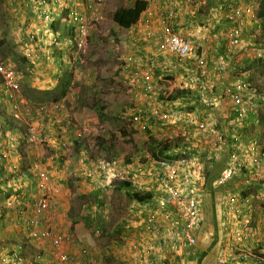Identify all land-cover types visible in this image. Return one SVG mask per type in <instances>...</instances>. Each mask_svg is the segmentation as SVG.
Segmentation results:
<instances>
[{"label": "rangeland", "instance_id": "1", "mask_svg": "<svg viewBox=\"0 0 264 264\" xmlns=\"http://www.w3.org/2000/svg\"><path fill=\"white\" fill-rule=\"evenodd\" d=\"M70 1H63L54 10L52 17L54 25L52 28L50 27V31L57 33V43L51 46L47 43L42 45L44 46V51H42L45 52L43 53L37 50L39 48L36 43L47 37L50 32L42 22L38 10V0H0V61L7 71L13 74L15 81L19 84L18 91L13 92L16 103H12L4 97L7 91L0 84V121L5 130L12 132L31 128V134L36 137L33 139L34 141L24 138V143L20 142L18 147L14 148V151L18 152H12L10 157L12 161L9 160L17 162L15 169L8 167V163L12 164L8 161L5 163L7 172L0 178V180L6 181L0 187V248L2 249L0 264H14L9 258L10 254L14 255L15 253L10 250L14 246L23 249L22 254H18L22 257L23 264H35L34 258L42 257V255L51 256L58 251L67 255L71 263L73 262L71 257H73L79 264H83L82 261L85 262V260L82 257H84L86 261H92L90 264H139V257L133 260V250L130 244H127L139 234L136 228L139 226V221L142 220L143 210H140L126 197L124 190H115L110 186L116 181L123 180L119 179L123 174L126 175L124 177L126 179L131 177L130 173L134 177L133 165L140 164L145 169L137 174V178L143 183L147 182L146 189L153 190L154 182L149 180L153 179V172L152 169H149L152 160L149 157L151 147L148 145L150 143L148 140L153 137L157 141H162L161 144L167 143L171 146L179 144V141L176 140L178 138H181L182 142H187V138L176 128H162L156 132L153 128L146 132L128 121L120 119L122 114L134 105L137 106L142 100L147 102L145 99L141 100L142 94L139 87L130 81L132 73L135 72L132 70L147 71L150 78H153L154 75V79L157 80L154 82L157 94L148 104L149 107L161 106L162 100H170L175 97L178 86L185 81L186 77L183 74L186 72L182 68L176 67L174 56L169 53L167 56L173 60L166 59L164 56L162 63L157 61V65H159L157 76L156 67H150L146 63V58L151 53L154 54L155 50H137L138 46L147 49L146 42L141 41L138 46L133 45L131 42L134 41L130 39L128 30L118 29L113 23L111 19L113 12L119 7L130 6L133 0H74L79 11L84 13L87 18V37L81 47L77 45L76 35L70 31L72 27L69 18ZM208 1L210 0H192L190 3L181 5L184 10L193 7L199 19L195 21L192 18L193 22L189 23L188 27L184 28L183 25H178L180 28L178 29H188V33H191L195 23L203 25V20L210 16L211 20L216 18L218 20L216 22H219V18L225 17L224 14L229 16L233 14L232 9L236 10L234 12L236 17L233 20H228V22L221 20L218 33L215 34L213 31L210 33L211 36H216L215 41L211 39L214 43H217L218 40L224 43L213 45L214 49L220 47L221 51L217 55L213 53L208 55L206 68L213 87L219 95L230 82L247 78L249 87L243 96V104L247 108L250 106L251 100L254 99L255 106L253 108L258 117L262 116V123H259V120L250 123L245 117V128L239 130L241 133L239 136L244 144L255 141L263 154L264 67L257 60H262L264 63V28L256 14L259 4L264 0H212L215 2L228 1V5H232L225 8L224 11H222V7L218 6L216 9H220L218 11L220 15H216L215 11L211 10ZM231 1L235 2L231 3ZM198 2L201 5L195 9ZM202 4L204 5L202 6ZM181 13L179 11V18H182L180 17ZM182 21L183 19L180 20V22ZM235 32H238L239 44L222 53L224 46L227 47L229 43L228 39L233 37ZM188 33L182 32V34ZM69 40L70 43H68ZM159 43H164L162 36L156 39V47ZM147 51L150 52L145 53ZM225 55L226 59H224ZM128 57H134L137 61L132 63L125 61ZM217 57L220 58L217 59ZM244 58L251 61L246 64L245 70L239 67L241 64L243 65ZM141 59L145 62L142 67H140ZM214 59L217 61L212 64ZM138 60L140 61L138 62ZM133 66L137 69H133ZM216 66L218 69L215 70ZM225 73L229 74V80H224L220 85L221 77L219 76L225 75ZM217 74H219L218 77H215L214 75ZM42 75H47L45 80L52 79L53 85L49 86V89L43 90L52 89L63 75L71 77H69L71 84L68 93L63 100L59 101L64 106V110L59 113H49L48 109L41 112V107L51 106L49 103L40 104L25 100L26 96L29 98L28 96L32 94L29 89L40 90L33 86L34 79H42ZM179 78L181 79L179 80ZM220 104L218 114L220 122H224L233 115L228 113L234 105L225 100ZM170 105L172 104L169 103ZM89 111L100 114L96 121L87 120ZM4 112L11 120L12 115L16 113L20 120L13 121L10 126L2 118ZM54 116L57 117L59 124L55 123ZM215 118L217 115L212 116L213 122L216 121ZM86 126L88 131L86 130L83 138L73 144L76 132L82 131ZM124 132L127 133V136L123 135ZM110 136H112L111 155L115 152L120 153L114 161H112L111 155L102 153L97 148L98 138L109 140ZM60 142L66 145L61 153L54 150ZM245 156L247 155L245 154ZM125 157L131 158L133 164L129 165L130 163L125 161ZM217 159L214 168L209 170L204 168L205 172L203 171L206 179L204 193L207 190V196L205 195L204 199L207 201V209L212 218L210 227L215 226L216 214L219 212L214 208L215 198L212 193L216 188L212 184L228 159L225 149L217 153ZM143 162H145L144 165ZM262 165H264V160ZM96 166L103 167V169L101 168L103 173L96 174V177L100 178L97 179V185H94L93 182L88 181L87 175L88 171ZM27 170L34 174L35 170L37 173L48 172L50 192L56 189V192L51 196L47 211L40 215L32 212V201L39 198L41 192L37 191V183L34 184V181L27 177ZM262 171L264 174V168ZM206 172H208L207 175ZM103 184L107 187L103 189L98 187ZM96 191L97 193H95ZM94 193L97 194L95 197ZM222 193L224 192L221 191ZM57 195L60 197L61 207H58V204L52 206V200ZM243 195L249 200L250 215L244 213L241 217H248L256 224L261 223L259 214L264 212V186H251L245 190ZM243 195L241 194V196ZM99 201L103 204L101 207L97 205ZM88 205L92 208L91 212L87 210ZM223 207L220 205L221 210ZM23 219H27V222L33 219L37 228L47 229L51 236H66L68 239L66 240L64 237L62 244L52 250L49 241L41 238L40 240L29 239L31 230L27 231L28 226L23 225ZM240 220L243 219H239L238 222ZM97 226L102 228L101 233L97 232ZM231 228L233 227L226 228L225 226L222 229L224 234L228 233L224 240L219 238L223 232L219 233L218 227L215 226V232L209 237L211 246L204 249L202 253L203 257L214 255L213 258H202L201 263H198L197 258L201 254L197 255V252L202 250L201 246L197 244L196 255L193 256L195 259L186 260L182 264H206L205 262L217 264L216 259L226 252H230V258L234 257V263H239L236 260L237 256L245 250L244 247H240V244L247 247L250 241L243 243L236 239L238 238L237 232H244L239 223L233 231H230ZM211 230L213 229L211 228ZM123 233L124 235H122ZM255 234L256 236L252 238L254 242L258 236V233ZM232 237L233 239H231ZM219 239L224 242L225 247L221 248L222 252H218L216 255L213 252V247ZM255 247L258 256L262 257L260 254H263L261 252H264V248ZM217 248L215 247L216 251ZM248 251L250 252L249 256L252 255L250 258L254 257V251L249 249ZM3 255L4 257H1ZM213 259L215 261H212ZM50 261V264H57L56 260L50 259ZM245 262V264H249L252 261L250 259ZM167 263L178 264V262L170 263L169 261ZM39 264L42 263L39 262Z\"/></svg>", "mask_w": 264, "mask_h": 264}, {"label": "built area", "instance_id": "2", "mask_svg": "<svg viewBox=\"0 0 264 264\" xmlns=\"http://www.w3.org/2000/svg\"><path fill=\"white\" fill-rule=\"evenodd\" d=\"M63 1L66 0H38L37 2L42 22L48 32H50L47 39V45L49 46L55 44L57 41L55 34L49 30V24L53 20L54 10ZM191 1L178 0V2L182 3H190ZM69 5V18L73 26V33L76 35L77 45L81 47L87 37V18L84 13L79 11L77 4ZM171 6H173V3H171ZM235 11L232 9L231 12L233 14L227 16L228 20L231 21L236 17ZM172 14L173 11L166 18H162L164 24L162 38L164 39V43L162 50H157V53L160 54L164 50L176 58L178 67L186 72L185 81L178 86V89L188 93L176 100V106L180 105L178 109L168 108L169 103L172 105L174 103L166 101L162 102L161 106H152L148 107V109H143L141 106H133L122 115V118L128 120L130 124L146 132H149L153 128L155 132L162 130V128H176L187 138V142H184L185 145L182 149H174L171 151L172 159H159L150 163L149 169H152L153 179L150 178L149 180H153L154 182V184L152 183L153 190L146 189L145 185L147 182L143 183L137 178V174L145 168L140 164L133 165V185L138 190L153 193V199L141 207L145 217L139 222V225H143L144 238L151 235V241L152 239L155 240L154 243H147V246H143L141 249L143 253L142 261L144 263L147 262L146 257L150 253V250L161 253L165 252L168 256L163 257L170 263H176L178 261L177 259L181 260L184 257L194 256V247L197 240L196 233L203 223L202 210L205 195L204 168L205 163L213 155L217 158V153L223 149H225L228 155L224 168L213 181L212 185L214 187L223 186L237 176L247 177L248 181H256L263 175V154H261L256 142L253 141L249 144H244L239 136L241 135L239 130L245 128L244 120L248 107L246 108L243 104V96L248 90L249 83L246 79L235 80L225 87L221 95L217 94L211 82L212 80L207 73L205 60L202 57L203 54L198 53L199 48L197 44L189 35H182L167 23L168 20L166 21V19H170ZM152 15L151 10L146 12L147 18L152 17ZM228 40V49L237 46L240 42L238 32H235L233 37H230ZM68 43H70V40ZM157 53L146 58V63L150 67L157 65ZM135 59L134 57H128L125 61L132 63L133 61H137ZM133 69L137 68L133 66ZM220 70L222 71V67ZM133 71L135 72L132 73L130 81L133 85L139 87L142 94L141 99L152 101L155 97L154 95L157 94V89L150 80L147 71ZM0 84L7 91L4 97L8 101L16 103L13 92L18 91L19 84L15 81L13 74L6 70L1 61ZM193 98L200 99L201 104L204 106L203 110L202 107L199 108L195 104ZM224 100L234 105L228 114L236 113L237 117L230 119L231 116H229L224 122H220L218 110L221 106L220 102ZM254 101V99L251 100V107L255 106ZM14 107L16 108V106ZM213 115H217V118H215L216 121L214 122L212 121ZM14 117L18 119V114L15 113ZM31 131V128H29L26 133L18 132L17 134V132L1 130L0 125V140L2 141V144H0V167L3 172L7 170L5 163H7L9 155L14 152L15 147H18L20 140L25 138L29 141H34L33 139L36 137L31 134ZM229 138H232L233 142H230L232 139ZM62 147L65 148L66 145L62 144ZM243 159H246V161H243ZM252 161H256L257 163L252 166ZM88 173H92V178L95 174H98L97 171L92 170L88 171ZM38 175L37 188L41 192V196L37 198L34 205V213L36 215L47 211L51 196L56 192V189L50 192L48 172L41 171ZM119 179H124V177H120ZM104 187L107 186L103 184L101 188L103 189ZM235 199H238V197ZM235 199L232 195H229L223 200V203L227 204L233 202ZM246 200H242V202L249 208L247 214L250 215V207L246 203ZM244 217L241 218L243 220H240L239 226H242L246 233H241L242 231L237 232L238 238L236 239L241 241L242 239L244 240L245 236L251 238L256 236L255 233H258L260 236L257 242L264 247V216L263 221L257 224H253L250 218ZM23 223L28 227L31 226L30 236L32 239L40 240L41 238L42 240L49 241L52 250L62 244L64 237L66 240L68 239L66 236H51L47 229L41 230L37 228L33 219H30L28 222L27 219H24ZM245 254V251H241L236 260L248 258ZM58 258L60 261L59 264L71 263L67 255L60 253L58 254ZM22 260V257L15 255L13 263L22 264ZM232 261V259L228 260L224 257H218L216 263L239 264L233 263Z\"/></svg>", "mask_w": 264, "mask_h": 264}, {"label": "crops", "instance_id": "3", "mask_svg": "<svg viewBox=\"0 0 264 264\" xmlns=\"http://www.w3.org/2000/svg\"><path fill=\"white\" fill-rule=\"evenodd\" d=\"M73 1L74 0H71L69 2V4H75ZM171 3H173V6H171ZM199 3L200 2H198V4L196 5V8L195 9H197V8L200 7L201 4H199ZM208 3H209L208 6H210L211 10L213 9L215 11V14L216 15H220V13L218 12V11H220V9H216L218 6L222 7V11H224L225 8H227L229 6L228 5V1L227 2H215V1L210 0V1H208ZM181 5H185V4H183L181 2H178V0H152V2L147 6V8L153 12L152 17L146 18L145 12H143L142 15L140 16L139 21L135 25H133L131 28L127 29L128 32L130 33V39L132 41H134V42H131V41L130 42L133 43V45H136V46H138L139 45V42H141V41H145L146 42L147 49L144 48V47L138 46L139 49H137V50H162L163 44L159 43L157 45V47H156V39L159 36H163V35H161L162 34L163 25H164L163 24L162 17L165 14H169L171 11H174V14H172V17L169 20V23L171 25H173L177 30L180 29L178 27V25H183L184 28H186V27L189 26V23H192L193 22L192 21V18L195 21L199 19L198 14L196 13V10L193 9V7L190 8L192 10H190V9L184 10V9H182ZM203 5L204 4H202V6ZM213 5H215L216 7L215 6L212 7ZM179 11L182 12L180 14V17H182V18H179V16H178ZM224 16H225L224 18H219V22H216V21H218V20H216V18H213V20H211V18H212L211 16L208 17V18H206V20H203L204 21V23L202 21L203 25L204 26L207 25L208 28L207 27L203 28L202 27L203 25H196L198 23H195V26L192 27L193 30L191 31V33H188V29L183 30L181 28V30H180V31L186 32L190 36H192V39L194 40V42L199 46V50L203 53V56H204L205 60L208 59L207 57H208V55L210 56L211 53L217 55L218 52L221 51L220 50V47L217 48V49H214V46L216 44H218V43L219 44H222L224 42L218 40L217 43L216 42L214 43L216 36L215 35H212L211 36L210 33L212 31L215 34L218 33V29L221 26L220 25L221 24V20L224 21V22H228L227 14H224ZM182 19H183V21L180 22V20H182ZM197 27H198V29H196ZM117 28L120 29L118 26H117ZM209 30H210V32H209ZM47 38L48 37H45L42 40L40 39L36 43L37 47L39 48V49H37L38 51H41V52L44 51V46H42V45H44L45 43H47ZM211 39L214 40V41H212ZM220 39L223 40L222 38H220ZM211 44H212V46H211ZM29 51H31V50H29ZM149 52L150 51H147L145 53H149ZM43 53H45V52H43ZM161 55H163L161 57L162 59L161 58L158 59V63L159 62H161V63L163 62V57L164 56H165L166 59H170L171 58L170 56H167L168 53L167 52H164V51H163L162 54H160V56ZM35 56H36V54H35ZM35 56H33V57H35ZM138 56H140V55H138ZM218 58H220V57H217V59ZM212 59H213V57H212ZM217 59L216 60L214 59V61L212 62V64L213 63H216ZM171 60H173V58H171ZM220 61H221V59H220ZM144 64H145V62L141 59L140 67H142ZM158 66L159 65H157L156 66V69H155V72H157V76H158V73H159ZM216 69H218V66L215 67V70ZM218 75L219 74L214 75V76L215 77H218ZM42 76H43L42 79H38V78L37 79H34L35 84H34L33 88H37V89L43 90V89H49L50 88L49 86H53L52 85V79H49L50 81L49 80H45L47 78V75H42ZM219 77H221L220 78L221 79L220 85L224 82V80L225 81L226 80H229L228 79L229 74H227V73H225V75H222V76H219ZM154 78L155 77L153 75V78H150V80L155 85L154 82H156L157 80L154 79ZM180 79L181 78H179V80ZM22 101L24 102V100H22ZM150 102H151L150 100H148L147 102L144 101V100H142L141 103H140V105H143L144 107H146L145 109H148L147 107H149L148 104H150ZM179 106L178 105L176 106V104H173V105L168 106V108H172V109H176L177 108L178 109ZM40 110H41V112H43L45 110H47L49 113H52L53 112L52 105L51 106H48V107L46 106L45 108L44 107L43 108L41 107ZM53 113H55V112H53ZM54 117H56V116H54ZM21 141H23V139H21L20 142ZM1 142L2 141L0 140V144H2ZM14 152L17 153L18 151H14ZM10 157H11V155H9V158L7 159V162L11 160ZM11 161H10V163H12V164L9 165V163H8V167L14 168L15 167V163H17V162H14V161L11 162ZM263 168H264V165H263ZM5 172H7V171H5ZM5 172H4V174H5ZM262 177H264V174L261 176V178ZM20 180L22 181V179H20ZM22 182H24V180ZM22 185H23V183H22ZM234 185L239 186L238 187V191L236 190V187ZM251 186H259V184H258V182L248 181L247 180V177H244V176H237V177H235L233 180H231V181L227 182L226 184H224L223 187L222 186L221 187L220 186H218V187H214L213 186L214 188H216V189L213 190V193H212L214 195V198H215L214 208L216 209V211L219 210L218 214H216V223H215V226L218 227V230H219L218 232L219 233L220 232H223L222 235L221 234L219 235V238L220 239L226 240V236L228 235V233L227 234H224V231L222 230L225 226H226V228H228V226L233 227L230 230V231H233V229H235V227L238 225V223H239L238 220L240 219V217L244 213L246 214L248 212V209L249 208L247 207V205L244 202H242V200H246L247 198L245 196H241V194L243 195V193L245 192V190L247 188L251 187ZM225 188H227V189L225 190ZM221 191L224 192V193L221 194ZM205 195L207 196V190H206ZM229 195H232L234 199L236 197H238V199H235L233 202L224 204L223 203V200L225 198H227ZM260 199H262V198H260ZM57 201H59V202H57ZM246 203H249V200L248 199L246 200ZM52 204H53L52 205L53 207H54V204H58L59 205L58 207H61L62 206L60 197H58V195L52 200ZM220 205H223L225 208L223 207L222 208L223 210H221L220 209ZM248 206L250 207L249 204H248ZM32 212H33V210H32ZM261 213H263V212H261ZM260 215H261V217H260ZM259 217H260V219H262V214H259ZM211 221H212V218L210 217V212L207 209V201H206V199H204V203H203V223L201 225V228L198 230V232L196 234L197 235L196 236V238H197L196 245L197 244H198V246L200 245L202 251H198L197 252V255L202 254L204 249L209 248L211 246V243L209 242V239H210L209 237L212 236L213 232H215V226L214 227H210L209 226V224L211 223ZM211 228L213 230L210 231ZM28 230L29 229H27V231ZM137 232L139 233L138 229H137ZM138 235H140L141 238H142V240L144 242H146L145 241L146 238H144V236L141 233L140 234H137V237L135 239H133V240H130V242H132V241H134L136 239L138 240L139 239L138 238ZM29 239L32 240V238H29ZM220 239L217 241V243L213 247L214 250L212 249L213 252H214V254H216V255L218 254V252H222V251H220L221 248L225 247L224 242H222ZM228 239H230V236H228ZM231 239H233V237ZM248 241H250V244H248L247 247L244 246V245H241V244H240V247L242 246V247H245V248H247L249 250H253L254 251L253 256H254L255 259H253L252 264H261V263L263 264L264 262H261L262 259L258 258L259 256H258V254H257L258 252L256 250L257 248L255 247L256 244H252L254 242L251 239H248ZM196 245H195V247H196ZM195 247H194V249H195ZM215 247H218L217 248V251H216ZM197 249H199V248H197ZM224 249H226V248H224ZM10 250H13L15 252L16 251L21 252L23 249L20 248L19 246H14ZM154 252H156V251H154ZM60 253H62V252H59L58 251L54 255L52 254L53 256L52 255L51 256L42 255V257H38L39 260H34V263L35 264H39V262H40L42 264H50V262H51L50 259H51L52 261L53 260H56L55 262H57V264H59L60 261H59V258H58V254H60ZM261 253H263V254H260V255L264 259V252H261ZM156 254H157V257L158 258H162L163 256L166 257V255H167L165 252H162V253L161 252H156ZM222 254L223 255H221V253H219V255H221V257H224L226 259L228 258L229 260L231 259L230 258L231 257L230 256V252H226V253H222ZM1 257H4V255L1 256ZM213 257H214V255H212V256H205L203 258L207 259V258H213ZM71 258L73 260V262L71 264H79V262L76 261L73 257H71ZM82 259H85V258L82 257ZM212 261H215V260L213 259ZM82 262H83V264H90L89 263V260L86 261L87 263L84 262V261H82ZM203 263H204V261H203ZM205 263L206 264H211L212 262H205Z\"/></svg>", "mask_w": 264, "mask_h": 264}, {"label": "trees", "instance_id": "4", "mask_svg": "<svg viewBox=\"0 0 264 264\" xmlns=\"http://www.w3.org/2000/svg\"><path fill=\"white\" fill-rule=\"evenodd\" d=\"M233 2H235V1H233ZM233 2L231 1V3H233ZM229 6H232V5L229 4ZM146 8H147V2H146V0H133L132 4L130 6L117 8L113 12L111 19H112L113 23L115 25H117L120 29L127 30V29L131 28L133 25H135L139 21L140 16L142 15L143 12H145ZM256 15H257V17L259 18V20L262 23L261 26L264 28V2H261L259 4V8L257 10V14ZM51 25H52L51 27H53L54 24H51ZM70 31H71V33H73V26L70 28ZM228 48H229L228 45H227V47L224 46V48L222 50V53L223 52L225 53ZM229 55H230V53H229ZM224 59H226V55H225ZM174 60H175V62H177L176 59H174ZM257 61H258V63H260L264 67V63L262 62V60H257ZM242 63H243V65L241 64V67L240 66L239 67L241 69L242 68L244 69L245 66H246V64L251 63V61L250 60H247L246 58H244V61ZM69 77L66 76V75L61 76L57 80V84L52 89H50V90H36V89L32 90V89H29V92H31L32 94L28 96L29 98H27V96H26L25 97V100H28V102H34V103H40V104H42V103H49L50 105H52L53 112L59 113L60 112L59 109L54 104L55 103H58L59 101L63 100L66 97V95L68 93V89L70 88V84H71V80H70L71 77L70 78ZM246 80H247V78H246ZM185 93H186V91H179L178 90L177 93H176L177 95L175 97H173V98H170V100L171 99L180 98ZM193 101L195 102V104L198 105L199 108L202 107V109H203L204 106L201 104V101H200L199 98L198 99L197 98H193ZM99 115L100 114L99 113L97 114L95 111H89L87 113V120L88 121H91V122H94V121H96L98 119ZM234 117H237V114L236 113L233 114L230 117V119H233ZM2 118L10 126L12 125V123L14 121V119L12 118V120H11V118H9L6 115L5 112H4ZM261 118H262V116H260V117L257 116V113H255L253 107L248 106V108H247V114H246L247 121H249L250 123H253L255 120H259V123H262L261 122ZM53 119H54L55 123L57 124L58 123V120L56 118H53ZM129 119H130V117H129ZM1 130H2V128H1ZM242 130H244V129H242ZM129 132H131V131H129ZM80 133H81V131L76 132V134H75V136L73 138V144L75 143V141H78L79 142V140L82 139V136L80 135ZM123 135L124 136H127V133L124 132ZM229 139H232V138H229ZM111 140H112V136L109 137V140L108 139L105 140V138H98L97 139V148L100 149V151L102 153H106V154L111 155V153H112L111 152V148H112ZM176 140L179 141V144L178 145H175V146H171V145H169L167 143L161 144L162 141H157L156 139H154L153 137H151L150 140H148L150 142V143H148V145H150V147H151V152L149 154L150 159L152 161L159 160V159L160 160L161 159H163V160H170V159H172V154H170L171 151L174 150V149H182L184 147V145H185V143L182 142V139L181 138H178ZM190 141H192V140H190ZM230 142H233V139ZM22 143H24V141H22ZM57 147L58 148L54 149L55 151H58L59 153H61V151H64V149H63V147H62V145L60 143L58 144ZM263 154H264V150H263ZM119 155H120V153L117 154V152H115L114 154H112L111 155V157L113 159L112 161H114L116 159V157L119 156ZM125 161H127V163L133 164V163H131V158H126L125 157ZM217 161H218V159L216 158L215 155H213L209 159V161H207L205 163V169L208 168V170H209V169L214 168V166H215V164H216ZM243 161H246V159H243ZM144 163L145 162H143V164ZM256 163H257L256 161H252L251 162L252 166H254ZM101 164H103V163H101ZM97 167L98 166H96L92 171H97V173L99 174V172H101V169H97ZM12 169L14 170L15 168H12ZM24 172H26V171H24ZM26 173H28L27 177L30 178V179H32L34 181V184H36L37 181H38V178H39V175H38L39 173H37L36 170H35V174L32 171H30V170H27ZM3 174H4V172H3L2 168L0 167V178L3 176ZM91 174L88 173V175H87L88 181L89 182H93L94 185H97V183H98V180L97 179H99L100 177L99 176L96 177V174H95V176L92 178L91 177ZM207 174H208V172H206V175ZM129 175H131V177H128L127 179L124 178L123 180H120V181H116V183H113L112 186H110V188L112 187L115 190H124L125 191V194H126V197L131 202H133L141 210V207L145 203H148V202H150L153 199V193L150 192V191H141V190H138V188L135 185H133V182H132V174L130 173ZM125 176L126 175L123 174L122 177H125ZM252 181L253 182H258L259 187L260 186H264V177H262V178H260V179H258L256 181H254V180H252ZM5 182L6 181H4V180H0V187ZM204 186L206 187V179H205V185ZM234 186L236 187V190L238 191V187L239 186H236V185H234ZM205 187H204V189H205ZM36 188H37V184H36ZM226 189L227 188H225V190ZM37 191H38V188H37ZM97 191L95 193H97ZM95 193H94V197H95V195H97ZM37 198L34 200V202L32 201V205H33V209L32 210H33V213H34V205H35V202H36ZM97 205H98V207H101L103 204H102L101 201H99ZM263 206H264V204H263ZM91 209L92 208L90 207V205H88L87 210L89 212H91ZM142 214H143L142 215V218H144L145 215H144L143 212H142ZM92 219H94V218H92ZM23 220H22V223H23ZM23 225H24V223H23ZM28 229L32 230L31 226L28 227ZM136 229H138L139 234L141 233L143 235V231L144 230H143V225L142 224H140ZM96 230H97L98 233H101L102 228H100L99 226H97V229ZM117 231L119 232V230H117ZM122 235H124V233ZM138 238H139L138 240L136 239V240L132 241L131 243L128 242V244H127V245L130 244V246H131V248L133 250V252L131 251L134 254L133 260H135L136 258L139 257V264H168L167 263L168 260L166 258H164V257L158 258L156 252H154V251H152L150 249H149L150 250V253L146 257L147 258V262L144 263L142 261L143 253L141 252V249L143 248V246H147V243H149V244L154 243L155 240L152 239V241H151V239H150L151 238V235H148V237L147 236L145 237L146 238L145 239L146 242H143L142 241V238H141L140 235H138ZM133 243H135L134 245L136 247L133 245ZM131 248H130V250H131ZM16 252L17 253H21V252H18V251H16ZM194 255H196L195 254V250H194ZM166 256H168V255H166ZM192 258L195 259V257H193V256L192 257L191 256H188V257L182 258L181 260L177 259L178 260L177 262H178V264H182L186 260H192ZM202 258H203V255L201 254L197 258L198 259V263H201ZM34 260H39V259H38V257H36V258H34ZM84 260L86 262V259H84ZM89 263H92V261L89 260Z\"/></svg>", "mask_w": 264, "mask_h": 264}, {"label": "clouds", "instance_id": "5", "mask_svg": "<svg viewBox=\"0 0 264 264\" xmlns=\"http://www.w3.org/2000/svg\"><path fill=\"white\" fill-rule=\"evenodd\" d=\"M146 2H147V6L151 3V0H146ZM182 3V2H181ZM183 4H187V3H183ZM149 9L148 8H146V10H145V16H146V12L148 11ZM153 13V12H152ZM173 14H174V11H173ZM54 15V14H53ZM169 14H165L162 18H166L167 16H168ZM147 18V17H146ZM168 20V23H169V18H167L166 19V21ZM53 21V20H52ZM51 24H52V22L49 24V30H50V27H51ZM170 24V23H169ZM171 25V24H170ZM173 28H175L173 25H171ZM207 25H203L202 27L203 28H205ZM52 28V27H51ZM208 28V27H207ZM176 29V28H175ZM52 30V29H51ZM177 30V29H176ZM177 31H179L181 34H182V31H180V30H177ZM51 32H53L54 34H55V36H56V39H57V33L56 32H54V31H51ZM182 35H184V36H186V35H189V34H182ZM190 36V35H189ZM47 37H48V35H47ZM191 37V39H192V36H190ZM48 39V38H47ZM193 40V39H192ZM56 43H57V41H56ZM55 43V44H56ZM198 46V45H197ZM198 48H199V46H198ZM164 51V50H163ZM163 51H161V53L160 54H162L163 53ZM164 52H166V51H164ZM198 52H199V49H198ZM30 53H32V54H34L33 52H30ZM155 53H157V50H155ZM168 53V52H167ZM158 54V57H157V61H158V59H159V56H160V54L159 53H157ZM170 54V53H169ZM199 54H203L201 51L199 52ZM152 55V54H151ZM172 55V54H171ZM203 57V59L205 60V58H204V56H202ZM174 59H176L175 57H174ZM175 65H176V67L178 68V69H180V67H178V63L177 62H175ZM205 65H207L206 64V60H205ZM157 66V65H156ZM155 66V67H156ZM184 75H185V73H183ZM186 78V77H185ZM179 90V89H178ZM178 90H176V91H178ZM179 91H182V90H179ZM188 92H186L185 94H187ZM185 94H183V96L185 95ZM182 96V97H183ZM181 98V97H180ZM177 99H179V98H176V100ZM176 100H169V99H166V100H162V102H166V101H170V102H172V103H176ZM58 109H59V111H61V110H64V106H63V104L62 103H60V102H58V103H55L54 104ZM135 106V105H134ZM137 106H141L140 104H138ZM141 108H143V109H145L144 107H142L141 106ZM123 115V114H122ZM3 116V115H2ZM12 118L14 119V121H18V120H20L19 119V116H18V119H16L15 117H14V115H12ZM55 118H57V117H55ZM120 119H123L122 117H120ZM123 120H125V119H123ZM126 121H128V120H126ZM58 123H59V121H58ZM130 123V122H129ZM0 125H1V128L3 129V131H10V130H5L4 128H3V125H2V122L0 121ZM27 130L28 129H25V130H16V131H14V133H16L17 132V134H18V132H24V133H26L27 132ZM86 130L88 131V128H87V126L86 127H84V129L81 131V136H82V138H83V136L85 135V132H86ZM12 132V131H11ZM23 141H25V139H23ZM22 142V141H21ZM60 144L62 145V142H60ZM57 148V147H56ZM64 149V148H63ZM264 155V154H263ZM263 160H264V156H263ZM263 162V161H262ZM103 169V167H100V166H98L97 167V169ZM90 170H93V169H90ZM101 172L103 173V170H101ZM99 174H100V172H99ZM104 176V175H103ZM97 187V186H96ZM99 188H101V186H98ZM221 187V186H220ZM205 196V195H204ZM202 214H203V210H202ZM263 216H264V212L262 213V221H263ZM242 217H240V219H241ZM261 221V222H262ZM253 223V222H252ZM253 224H255V223H253ZM201 228V227H200ZM243 233H246V232H243ZM197 234V233H196ZM197 236V235H196ZM259 234H258V236L256 237V240H255V242H254V244H256V246L257 247H263V246H261L258 242H257V240L259 239ZM249 236H245L244 237V240L242 239L240 242H243V243H248L247 241H248V239H251L252 240V238L253 237H251V238H248ZM264 248V247H263ZM244 251H245V255L246 256H248V258H246V259H240V260H238L239 261V263H246L245 261H248V260H250L251 259V261L253 262V258L254 257H252V258H250L251 256H249V254L248 253H250L249 251H248V249L247 248H245L244 247ZM2 249L0 248V251H1ZM195 250V249H194ZM19 253H17V252H15L14 253V255L13 254H10L9 255V258L10 259H12V262H13V260H14V257H15V255H18ZM19 256V255H18ZM21 257V256H20ZM221 257V256H220ZM236 258V257H235ZM258 258H260V259H262L261 260V262H264V259H263V257H258ZM228 259V258H227ZM232 260L234 259V257H232L231 258ZM229 260V259H228ZM233 263H234V261H232ZM252 262H249V264H252ZM23 264V263H22Z\"/></svg>", "mask_w": 264, "mask_h": 264}]
</instances>
